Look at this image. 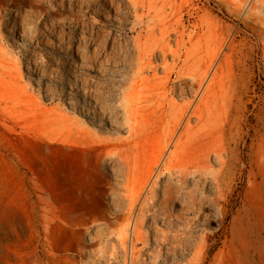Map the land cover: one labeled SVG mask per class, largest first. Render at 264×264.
I'll return each instance as SVG.
<instances>
[{
    "label": "rangeland",
    "instance_id": "obj_1",
    "mask_svg": "<svg viewBox=\"0 0 264 264\" xmlns=\"http://www.w3.org/2000/svg\"><path fill=\"white\" fill-rule=\"evenodd\" d=\"M141 2L142 27L132 17L123 29L112 11L86 21L69 7L56 19L50 7L35 9L12 28L16 14L3 13L0 264L45 260L28 219L39 197L76 246L58 264H264V0ZM45 19L70 25L65 41L60 28L41 26ZM127 35L129 51L119 43ZM139 35L180 51L177 70H191L193 84L169 98L179 115L188 106L195 114L155 171L158 191L137 196L168 143L162 110L145 101L151 89L136 86L149 78L134 74ZM135 104L151 114L152 128L130 145L131 119L144 115Z\"/></svg>",
    "mask_w": 264,
    "mask_h": 264
},
{
    "label": "bare ground",
    "instance_id": "obj_2",
    "mask_svg": "<svg viewBox=\"0 0 264 264\" xmlns=\"http://www.w3.org/2000/svg\"><path fill=\"white\" fill-rule=\"evenodd\" d=\"M141 4H142L141 0H0V25L2 26V24H5V22L7 21V19L3 16V13H5L6 15H12L14 13L16 14V16H14L13 19H11V20L9 19V21H8L9 25H12L11 26V28H12V27H16L18 25H24L27 18L29 16H31V12H33L35 9H38L39 14H43L44 10L47 9L48 7H50V12L52 13L53 18L55 17V19H56V17H63L65 14L64 9L69 7L70 8V13H69L70 16L83 17L86 21L88 20V18L90 16H100V14H102L103 12H106V13L110 12V11L115 12V13L119 14L118 21L121 23V27L123 29V27L125 25H128L131 23V21H129L128 19H130L132 17L137 18V21L140 24L139 19L141 18V16L138 14V11H139L138 8H139V6H141ZM130 8H133L134 13L130 12V10H129ZM19 15H21V17ZM47 21H48V19H45L44 24H41V26L45 27L48 32H53V33H55V30L60 28L59 29L60 31L57 32L58 36H60L59 37L60 41H65L66 33H64V31L66 29H69L70 25L65 24L66 23L65 21H64L65 23H61L62 21L61 22L51 21V24H48ZM137 23H134V24H137ZM141 24H142V22H141ZM141 24H140V26H141ZM82 27L84 28L83 25H82ZM135 28H136V26H135ZM86 32L89 33L93 39L100 34V30L96 29V25H94V24L91 25V27L89 29H87ZM105 33H107L106 35L108 37V36H111L114 32L111 30V31H107ZM141 34H142V31H141ZM121 36H122V34H121ZM100 37H101V35H100ZM83 38H85V37H83ZM124 38L126 39V46H124L122 44L121 40H119V43L121 44L120 45L121 49L125 50V51H129L130 50L129 49V47H130L129 42H131V41H129L130 40L129 35H127ZM136 38H137L136 39L137 41L136 42L133 41L135 43V44L134 43L133 44L136 48V55H137V61L135 62L137 70L134 72L135 77L136 76L140 77L142 75L144 76L146 74L150 78L149 79L148 77L144 76L139 80L137 79L138 81L136 82V86H138V84L140 83V80L143 81L142 85L149 86V88L151 89V96L146 98L145 101L151 102V100H153V101L157 102L158 108H160L162 110V118H161L162 125H164L165 128L168 130V139H167L168 143L165 145V148H163L161 153L154 159L152 170L148 173L147 178L144 182L143 188L141 190H137V191H136L137 187L135 189H132V190L136 191L135 195L138 196V195H140L141 191L144 192V189L148 188L149 186H151L150 192H152L154 194V192L156 191V187L158 186L157 180H154V182L152 181L153 177L156 174V172H155L156 169L157 168L159 169L161 164H165L162 162H163V159L167 153V149H169L170 146L174 145V147H176V149L179 148L180 143H181V138L180 139L178 138V140L175 141L176 135H177L178 131L183 127L184 121L186 119H187V121L184 125V128L185 127L189 128V124L192 122L193 116L195 113H194V110H191L190 106H188L186 109L184 108L182 113L179 115L177 113V108H176L175 104L173 102H171V100L169 98L171 96V94L174 95V94L178 93L177 86L179 87L180 95L182 93H184V90L187 88L186 86H187V84H189V82H190L189 80L192 77L191 70L190 71L189 70L188 71L177 70L178 62L182 58L180 51L173 49L171 47L170 43L168 41L163 40V38L162 39L157 38L155 40L153 38V41H151V43H149L148 40L143 42L142 41V35H139ZM79 39H81V38H79ZM87 39H90V38L88 37ZM148 39H150V37H148ZM73 41H74V38H71L69 35L67 46H70V48H73ZM85 42H87V41L82 40L81 41L82 44H79L78 48H80V49L85 48V46H86ZM97 47H95V48H97ZM1 51L4 52L3 50L0 49V52ZM97 54H99V52H97ZM106 54H108V53H106ZM168 57H172V59H173L172 65H169L167 63ZM188 57H189V55H188ZM132 65H134V64H132ZM205 65H206V62H205ZM4 69L6 70V67ZM160 71H163V73H164L163 76L159 75ZM206 75H207L206 73L203 75L204 80L206 78ZM10 79H11V77H10ZM193 79H194V77H193ZM190 83H192V82H190ZM189 86H191V85H188V87ZM194 87H193V89H194ZM186 91H188V90L186 89ZM134 107H135L134 113H141L142 111H144L143 110L144 107H142V108L137 107V104H135ZM167 107H168V109H170V111L172 113L171 117H169V118H167L168 117L167 111H166ZM150 115H147L146 112L144 111V115L142 116L141 120H137L138 119L137 116L134 117L133 119H131V127H130L131 130H130V137H129L130 141L128 144H130V145L135 144L137 142L140 134H143V132H145L149 128H152V119L153 118ZM126 157H128V155ZM172 164H174V163H172ZM165 166L166 167L164 170L168 171L172 175L173 166H167V165H165ZM174 173H173V175H175ZM159 176L160 175H158V177ZM131 177L132 176L130 175L129 178H131ZM5 179L6 178L4 177V180ZM9 179H10V175H9ZM135 179H133V177H132V180H135ZM11 180H12V178H11ZM6 184L7 183H5V185ZM9 187H10V185L7 187V189ZM137 189H139V188H137ZM168 190H169V188H168ZM159 191H160V189H159ZM145 192H146V190H145ZM18 193H19V191H18ZM170 193H172V191ZM19 195H20V193H19ZM28 195L29 194H27V197H28ZM167 195H169V194L167 193ZM167 197L168 196H166V198ZM16 198H17V193H16L15 199ZM21 198H19V199H21ZM23 200H24V198H23ZM31 208H32V210L30 209V211H31L30 215L27 214L29 208H28V210L25 209V211H27L25 213L28 216H30V218H28L29 222H30V227L34 229V232L38 237L39 243L41 245V253L43 254V256L45 258V260L44 259L43 260L38 259V261L35 264H46L45 263L46 261L49 262V264H58V262L60 263L65 258L69 257L70 254L66 255V253H68V252L73 253V251H76V246L73 243L70 236L68 235L67 225L64 223V221H61L56 216H54L53 215L54 213L52 214V212L48 209V205L46 204V201L44 202L42 200V198L39 197V200L37 201V203H34V202L31 203ZM82 230L75 229L74 231L76 234L79 235L82 233ZM7 234L8 233H6V238H4V239H8ZM1 240H3V239H1ZM79 248H80V246H79Z\"/></svg>",
    "mask_w": 264,
    "mask_h": 264
}]
</instances>
